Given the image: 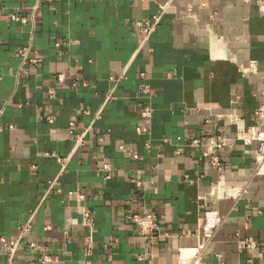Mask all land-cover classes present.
I'll return each mask as SVG.
<instances>
[{
    "label": "crops",
    "instance_id": "crops-1",
    "mask_svg": "<svg viewBox=\"0 0 264 264\" xmlns=\"http://www.w3.org/2000/svg\"><path fill=\"white\" fill-rule=\"evenodd\" d=\"M262 104L256 0H0V264H178L206 211L205 264H264L257 142L214 151L219 169L191 142ZM134 213L160 229L141 237Z\"/></svg>",
    "mask_w": 264,
    "mask_h": 264
},
{
    "label": "built area",
    "instance_id": "built-area-1",
    "mask_svg": "<svg viewBox=\"0 0 264 264\" xmlns=\"http://www.w3.org/2000/svg\"><path fill=\"white\" fill-rule=\"evenodd\" d=\"M50 1V0H45ZM261 8H264V0H256ZM15 19V17L13 16ZM157 18L155 17L154 22L142 21L138 23V27L142 29L143 32L149 34L154 30ZM24 21V19L22 20ZM22 56L26 55V49L20 51ZM141 116L144 117L147 122L150 118V111L148 108H144L141 111ZM48 121H51L48 118ZM252 124L245 125V122L242 118L235 115L230 116V123L235 127V135L233 137L224 135L223 133H216L210 135L206 138H194L192 139V145L201 146L203 141L204 150L202 152V157L207 159L210 164L215 168H221L222 164L218 156L213 155L214 151H224L231 148L235 142L242 141L244 144L249 145L252 142H257V152L255 155V167L254 175L263 176L264 175V104L260 105L252 117ZM142 132L146 131V128L141 129ZM81 135L77 138V143L80 142ZM135 156V155H134ZM78 198H83V195L76 193ZM129 221L134 224L137 228L139 235L143 238H150L153 236L159 229L160 225L154 219L152 213H134L128 216ZM82 222L86 226H91L94 222L91 211L84 209L82 212ZM220 225V218L216 213L211 211H206L203 217L200 220L199 228L200 231L197 234L200 239L194 247L180 249L178 251V264H205L202 258V252L206 247L207 243L213 238L214 232L217 227ZM22 234L27 231L26 227H23ZM84 249L86 256L91 254V243L90 238H85ZM9 253L12 254L17 246V241H10L8 243ZM239 246L247 250H255L258 245L257 243L250 238L243 239L239 241ZM29 247L32 249L40 250L43 253L42 262L49 263L51 262V256L46 253L44 247L38 246L35 243H30ZM184 251H189L187 256L183 258L182 254ZM85 264H90L89 261H86Z\"/></svg>",
    "mask_w": 264,
    "mask_h": 264
},
{
    "label": "bare ground",
    "instance_id": "bare-ground-1",
    "mask_svg": "<svg viewBox=\"0 0 264 264\" xmlns=\"http://www.w3.org/2000/svg\"><path fill=\"white\" fill-rule=\"evenodd\" d=\"M188 253H189V251H184L183 254H182L183 258H185Z\"/></svg>",
    "mask_w": 264,
    "mask_h": 264
}]
</instances>
